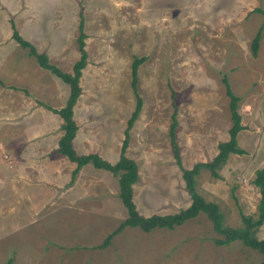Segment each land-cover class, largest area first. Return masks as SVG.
Wrapping results in <instances>:
<instances>
[{"label": "rangeland", "instance_id": "obj_1", "mask_svg": "<svg viewBox=\"0 0 264 264\" xmlns=\"http://www.w3.org/2000/svg\"><path fill=\"white\" fill-rule=\"evenodd\" d=\"M257 7L264 11V0H0V264H257L261 255L240 241L217 246L203 213L171 230L126 227L97 248L127 216L118 179L90 163L72 177L75 163L52 153L62 122L52 109L64 105L69 86L11 36L13 22L51 64L72 73L83 18L88 54L73 107L74 149L110 163L136 105L132 61L145 57L136 83L142 106L126 148L139 173L133 201L144 216L190 204L168 136L172 114L182 166L210 161L231 125L220 80L227 75L240 98L245 128L237 144L245 152L229 154L218 177L201 168L196 190L217 204L225 226L239 227L242 214L257 213L252 180L264 168V14ZM256 236L264 239V222Z\"/></svg>", "mask_w": 264, "mask_h": 264}, {"label": "trees", "instance_id": "obj_2", "mask_svg": "<svg viewBox=\"0 0 264 264\" xmlns=\"http://www.w3.org/2000/svg\"><path fill=\"white\" fill-rule=\"evenodd\" d=\"M255 11L264 14V11L259 7L255 8ZM11 30L13 40L17 42L20 47L28 49V54L35 57L40 67L48 70L69 86V95L64 105L58 109L52 110L62 119V124L60 126L62 133L57 141L56 151L67 157L70 162L75 163L72 177L78 173L82 166L90 163L95 168L111 172L118 179V197L126 209L127 216L105 237L102 243L96 246L97 248L104 249L107 247L110 244L111 239L126 227H136L144 232H150L154 228L171 230L176 226L182 225L187 220L196 218L199 214L203 213L211 221L214 231L219 235V237L214 239V243L217 246L240 241L244 246L256 250L261 255V260L257 264H264V239H259L256 236L257 230L264 222V168L258 169L252 180V183L258 187L260 194L257 213L255 217L242 214V225L239 227L225 226L217 204L206 201L196 190V176L201 168L207 169L213 177H218L217 170L226 162L229 154H243L245 152L237 144V135L245 128L241 123V115L238 110L240 98L232 91L227 75L221 74L220 80L224 86L225 95L228 98L231 125L228 129V139L224 142L218 143L217 153L210 161L197 163L189 169L182 166L175 134V128L177 125L175 112L172 114V122L169 127L168 136L173 151L174 162L181 170L184 187L190 197V204L173 214H151L149 216H144L138 212L133 201V185L137 182L139 173L135 161L126 156V148L129 139V130L131 129L134 120L137 118L142 106V100L136 90V83L138 66L145 60V57H134L132 61L131 89L136 97V105L132 115L128 119L124 131L125 135L122 140L119 158L116 162L110 163L100 157L97 153L77 154L73 147V138L78 128L73 117V107L82 92L79 81L82 69L87 63L83 18H80L79 34L77 36L79 59L73 64L72 73L63 72L59 67L51 64L44 52H38L34 45L25 40L19 34L13 22H11ZM260 35L261 28L256 32L252 39L251 49L254 55L258 49Z\"/></svg>", "mask_w": 264, "mask_h": 264}, {"label": "crops", "instance_id": "obj_3", "mask_svg": "<svg viewBox=\"0 0 264 264\" xmlns=\"http://www.w3.org/2000/svg\"><path fill=\"white\" fill-rule=\"evenodd\" d=\"M86 51H87V50H86ZM87 54H88V53H87ZM79 82H80V81H79ZM55 116H56V115H55ZM58 116H59V115H58ZM48 117H49V116H48ZM73 117H74V116H73ZM60 119H61V118H60ZM54 120H56V122H58V124H59L60 121H58L57 118L54 119ZM61 123H62V122H61ZM61 123H60V126H61ZM77 127H78V126H77ZM59 128H60V130H61V127H59ZM77 131H78V128H77ZM61 133H62V130H61ZM59 137H60V136H59ZM74 137H75V136H74ZM58 139H59V138H58ZM73 139H74V138H73ZM122 140H123V139H122ZM73 147L75 148L74 143H73ZM120 148H121V147H120ZM56 149H57V142H56V144H55V151L52 152V153L55 154V153L57 152ZM57 153H58V152H57ZM87 153H88V152H86V153H84V154H87ZM89 153H96V152H89ZM119 153H120V152H119ZM59 154H60V153H59ZM97 154H98V153H97ZM48 155H49V154H48ZM61 155H62V154H61ZM98 155H99V154H98ZM63 156H64V155H63ZM99 156H100V155H99ZM100 157H101V156H100ZM44 164H45V163H44ZM82 167H83V166H82ZM82 167H81L80 170H79L80 173L82 172V169H83ZM74 168H75V167H74ZM74 168H73V169H74Z\"/></svg>", "mask_w": 264, "mask_h": 264}]
</instances>
